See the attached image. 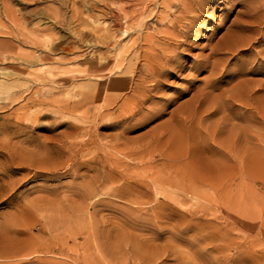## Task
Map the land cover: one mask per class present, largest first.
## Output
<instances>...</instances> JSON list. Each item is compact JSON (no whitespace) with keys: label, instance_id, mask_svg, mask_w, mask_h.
<instances>
[{"label":"rangeland","instance_id":"obj_1","mask_svg":"<svg viewBox=\"0 0 264 264\" xmlns=\"http://www.w3.org/2000/svg\"><path fill=\"white\" fill-rule=\"evenodd\" d=\"M0 264H264V0H0Z\"/></svg>","mask_w":264,"mask_h":264},{"label":"bare ground","instance_id":"obj_2","mask_svg":"<svg viewBox=\"0 0 264 264\" xmlns=\"http://www.w3.org/2000/svg\"><path fill=\"white\" fill-rule=\"evenodd\" d=\"M243 28H244V27H243ZM240 29H241V28H240ZM248 30H249V29H248ZM243 31H244V30H243ZM246 31H247V30H246ZM247 32H248V31H247ZM251 32H252V31H251ZM239 33H240V31H239ZM212 58H213V57H212ZM210 60H211V59H210ZM219 61H220V60H219ZM219 61H218V62H219ZM166 63H167V62H166ZM206 63H207V62H206ZM207 65H209V62H208ZM207 65H205V66H207ZM166 66H167V65H166ZM174 66H175V65H174ZM201 66H202V65H201ZM203 67H204V66H203ZM238 69H239V68H238ZM174 70H175V69H174ZM241 72H242V71H241ZM240 75H241V74H240ZM216 82H218V81H216ZM214 86H216V85H214ZM214 86H213V87H214ZM217 89H218V88H217ZM231 92H232V91H231ZM211 93H212V92H211ZM236 93H237V92H236ZM252 93H253V92H252ZM234 94H235V93H234ZM238 94H239V93H238ZM199 95H200V94H199ZM204 95H205V94H204ZM236 97H237V96H236ZM241 99H242V98H241ZM244 99L246 100V97H245ZM244 99H243L242 101H245ZM236 100H237V99H236ZM243 103H245V102H243ZM248 105H249V104H248ZM247 107H248V106H247Z\"/></svg>","mask_w":264,"mask_h":264}]
</instances>
